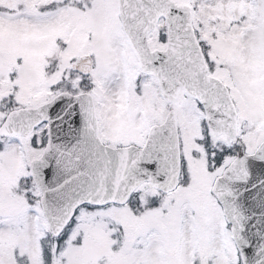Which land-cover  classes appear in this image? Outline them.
Masks as SVG:
<instances>
[{
  "label": "snow or ice",
  "instance_id": "6c2138e0",
  "mask_svg": "<svg viewBox=\"0 0 264 264\" xmlns=\"http://www.w3.org/2000/svg\"><path fill=\"white\" fill-rule=\"evenodd\" d=\"M0 264H264V0H0Z\"/></svg>",
  "mask_w": 264,
  "mask_h": 264
}]
</instances>
